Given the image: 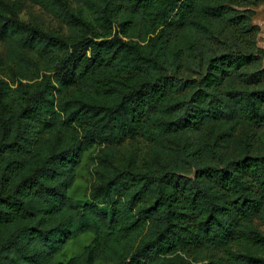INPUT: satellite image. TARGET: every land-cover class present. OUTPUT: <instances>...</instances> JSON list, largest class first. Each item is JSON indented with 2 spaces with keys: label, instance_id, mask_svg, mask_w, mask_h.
<instances>
[{
  "label": "trees",
  "instance_id": "16d2710c",
  "mask_svg": "<svg viewBox=\"0 0 264 264\" xmlns=\"http://www.w3.org/2000/svg\"><path fill=\"white\" fill-rule=\"evenodd\" d=\"M257 2L0 0V264H264Z\"/></svg>",
  "mask_w": 264,
  "mask_h": 264
},
{
  "label": "rangeland",
  "instance_id": "374dc122",
  "mask_svg": "<svg viewBox=\"0 0 264 264\" xmlns=\"http://www.w3.org/2000/svg\"><path fill=\"white\" fill-rule=\"evenodd\" d=\"M6 2L21 1L27 4V7L17 15V19L27 24H37L41 27H54L57 24V19L52 12H48V9L54 8L53 3H62L64 0H48L41 4H33L29 0H5ZM57 5V4H55ZM250 9L253 11L252 24L256 27V44L259 49L264 52V2H257ZM2 52V45L0 44V53ZM264 67V59H263ZM97 148H93L89 153L84 154L82 164L77 169L76 179L74 185L68 192L75 204H83L88 202L89 189L95 182L93 164L95 159L90 160L91 157H95L98 153ZM92 239L91 234H84L75 240L70 241L64 248V250L57 256L56 264H66V262L75 256L81 255L85 246ZM96 264H102L100 262Z\"/></svg>",
  "mask_w": 264,
  "mask_h": 264
}]
</instances>
